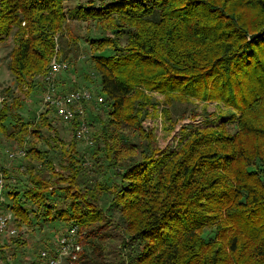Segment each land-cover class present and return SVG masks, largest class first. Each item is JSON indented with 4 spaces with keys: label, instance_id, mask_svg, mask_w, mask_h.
Masks as SVG:
<instances>
[{
    "label": "trees",
    "instance_id": "1",
    "mask_svg": "<svg viewBox=\"0 0 264 264\" xmlns=\"http://www.w3.org/2000/svg\"><path fill=\"white\" fill-rule=\"evenodd\" d=\"M101 2L90 0L71 10L63 7L62 0H0V39L12 35L15 41L7 53L14 87H4L0 95V133L18 147L6 151L24 154L13 158L8 154V160L0 154L2 161H9L6 169L0 168V177L7 182L1 195L10 200L6 206L12 212L8 228H29L27 234L33 225L39 228L68 213L49 200L54 161L33 142L47 137L42 128L49 127L46 118L52 109L44 105L35 122L38 128L23 121L20 109L23 98L34 89L40 87L42 95L46 92L47 77L54 83L52 60L64 62L79 55L78 40L67 22L93 20L105 34L88 39L89 47L110 45L106 33L126 35L128 45L123 53H91L98 77V91H91L101 95L103 102L83 104L85 118H93L88 120L94 128L88 132L95 145L91 158L98 160L102 151L107 164L99 161V171L100 167L113 170L122 183L103 184L85 175L82 186L87 198L97 199L104 192L111 195L110 205L118 210L121 228L140 236L144 230L146 238L157 241L158 247L140 251L130 262L264 264V0ZM73 89H58L57 94ZM144 90L162 93L165 103L172 97L215 101L236 114L216 127L222 133L210 137L203 135L206 128L198 129L171 159L168 153L160 154L163 160L156 168L158 153H152L149 144L152 133L141 124L150 104ZM78 121L75 115L68 126L70 150L59 152L66 180L73 183L80 182L76 180L81 171L91 170L75 147L85 142L76 136ZM212 146L216 149L204 150ZM137 147H146L147 155L123 166ZM23 174L33 189H14ZM86 205V209L76 201L70 205L78 241L85 239L81 241L85 248L72 264H104L105 229L111 221L102 208ZM206 227L214 228L208 241L201 235ZM158 231L164 232L162 238L155 236ZM29 241L23 232L12 236L4 232L0 264H42L39 252L48 246L38 244L33 256L21 249ZM20 254L26 256L22 263Z\"/></svg>",
    "mask_w": 264,
    "mask_h": 264
},
{
    "label": "rangeland",
    "instance_id": "2",
    "mask_svg": "<svg viewBox=\"0 0 264 264\" xmlns=\"http://www.w3.org/2000/svg\"><path fill=\"white\" fill-rule=\"evenodd\" d=\"M89 1L90 0H62V5L64 8L74 10L79 4L85 5ZM93 1L96 3H102L101 1L106 0ZM142 2L143 1H141V3ZM67 23L72 34L76 36L78 40L77 46L79 48V55L76 56V58L74 57L75 59L72 58L73 60L64 61L66 63L65 67H63L60 72L53 76V84L56 87L55 90L58 91V89H61L63 91L64 89L68 90L73 88H86L93 91H98V77L93 71L92 62L90 60V57L92 56L91 53L95 52L98 55H113L114 53H118V51L123 53L124 48H127L128 46L126 35L112 36L110 33H106L105 36L111 37L112 43L110 45L102 44L98 47V49L95 50L94 48L89 47L88 39L99 38L105 34L101 31V29H99L95 21L74 19ZM13 46H15V41L12 35H9V37L5 40L0 39V95H2L1 92L4 87L9 86L10 84L13 86V77L7 68V61L9 60L7 59V53L12 49ZM71 55L74 56L73 54ZM57 59L58 58L54 60L58 61ZM39 89L41 88L38 87L34 89L28 97L23 98L24 105L20 109V112L23 115V121L28 122L30 124V128H38V125H36L35 122L38 121V117L40 116L41 112L45 110L46 106H44L42 100L44 94L42 95V91ZM144 93L149 96L150 104L145 106L146 113L144 118L141 120V124L144 129H146L149 133H152V137L150 139L151 142L149 144L153 149L151 152L158 153V158L154 164L156 168L161 167L160 163L163 160V156L160 154L168 153L167 157H170L169 159H171L174 154L183 148L185 141L191 138V134L198 129L206 128V130H204V136L208 134L207 136L212 137L217 133H222L221 129L216 127L221 122L226 121L231 115L236 114V111H234L232 108L215 101H202L193 98L181 99L172 97L169 102L165 103L166 98L160 92L144 90ZM1 100L2 97H0V104ZM48 107L51 108V106ZM81 108L82 112L84 113L83 121L87 123L88 132H90V129L93 127H91L92 125H89L88 120L92 121L93 118H88V116L85 118V110L83 106H81ZM46 119L49 123V127L47 128L43 126L42 133L47 137H44V140H40L38 142L33 140V142L36 143L37 148H39L41 151H46L48 156L51 157L52 161H54L53 164L55 168L51 180L55 181V183L53 184V182H51L48 188L49 200L51 199L55 202L57 209H61L63 212L67 211L68 213L65 212L63 216L59 217V220L45 223L39 228L33 225L31 227L32 230H30V232L27 234H25V231H29V228L19 230V232H23L25 237L28 235L30 240L28 244H25V246L22 245L21 249H26V254L30 253L34 256L36 253L34 250L38 244L44 243L50 247L49 245L52 246V244H55L56 241L58 242L60 240L58 236L61 233H63V236L66 237L68 234H71L70 229L74 228L75 232H73V234L75 233V238L72 236V234L69 236L72 237L69 240L72 243L69 247V255H62V262L60 263L72 264V261L77 259L79 252L85 248H82L81 246V241L84 242L85 239L82 238L78 241L79 236L76 237L77 226L74 224L75 222L70 219V205L74 201L79 203L83 209L87 208V203L102 208L105 211L106 218L111 221V225L105 229L108 238L104 242V264H133V262H130V259L136 254L138 255L140 251H148L150 249L152 250L153 247H158V245L156 246V240H153V238H146L144 236L146 235L144 230H140L139 232L144 236L143 237L142 235L140 236L138 232H136L137 234L131 230L128 232L126 229L121 228V226L118 225V210L115 206L112 207L110 205L112 201L110 194L106 192L102 194L100 193L97 199L87 198L84 196L85 188L82 186V179H84L85 175L96 178L99 182L108 185L114 181H118L113 170L100 167L99 171V161H102V165H106L107 162L105 158L101 156L102 151L98 152V160L91 158V155L95 149V145L94 142L90 141V138H88L85 142L80 141L79 143H76L75 147L79 153L84 155L86 158L83 165L91 170L80 172L79 178L76 180L80 182L73 183L66 180L67 173L65 170H63L65 164L62 158L60 159L59 152L62 148L66 149L67 151L70 150L69 142L72 141V133L70 128L68 129L69 123H64L59 118H57L53 109L52 113H50ZM95 122L96 120L94 119L93 123ZM228 129H230V126H228ZM30 139H32V137ZM137 140L139 144L146 145L145 140ZM47 143H51L52 147L48 146ZM16 148L18 147L11 145V143L2 135V133H0V152H2L0 154L3 156V158L5 156V159L8 160V154L10 153L8 151H13ZM146 149V147H137L136 152H134L131 157H128V162L125 160L123 166L127 165L133 160H140L142 157L147 155L145 152ZM213 149H216V147L212 146L211 148H205L204 150L210 151ZM31 161L35 160L32 159ZM8 162L9 161L5 163L0 159V168L2 167L6 169L8 167ZM21 177V183L9 181V183H15L13 186H17L14 187V189H33L32 184L28 181L27 174H23ZM6 183L7 182L4 181V184ZM117 183L120 185L122 182L118 181ZM73 194L82 195V198L84 199H72L71 195ZM2 199L4 200L6 210L9 211L6 204H10V200L6 199V197L3 195ZM40 210H43V208H40ZM8 213L12 216V212ZM32 219V221H36L34 218ZM164 222L165 221H163L162 224H164ZM58 229L62 230L59 234H56ZM213 231V227H206L202 230L201 235L206 241H208L212 238ZM163 233L164 232L162 231H158L155 236L162 238ZM76 242L78 244H76ZM18 259L19 262L22 263L26 260V256L20 254Z\"/></svg>",
    "mask_w": 264,
    "mask_h": 264
},
{
    "label": "built area",
    "instance_id": "3",
    "mask_svg": "<svg viewBox=\"0 0 264 264\" xmlns=\"http://www.w3.org/2000/svg\"><path fill=\"white\" fill-rule=\"evenodd\" d=\"M65 62L52 60L50 64L51 73L56 75L59 71L65 67ZM47 79V90L43 95V103L44 105L51 106L57 118H59L64 123H70L75 115L79 117V128L76 131V136L81 139H88V125L85 121H83V115L81 106L87 102L94 103H102L103 97L101 95H95L90 89L86 88H77L73 89L70 92L59 95L55 90L53 82L49 77ZM18 152V151H17ZM24 155L23 152L19 151L17 154L9 153V158H13L15 155ZM2 173L0 172V176ZM4 186V179L0 177V236L7 232L9 235H17L19 232L17 227L8 228V223L12 216L8 213L5 208L4 200L2 199V188ZM71 234L74 237L73 232H75L74 228H71ZM71 234H68L66 237L61 233L58 238L60 240L47 249L41 250L39 252L40 259L42 260V264H45V260L47 259L46 264H60L62 262V255H69V247L71 246V242L69 241L72 237ZM76 233V237H77ZM75 238V237H74ZM76 240V239H75ZM76 244H78L76 242ZM52 252V254H50ZM52 255V257H49Z\"/></svg>",
    "mask_w": 264,
    "mask_h": 264
}]
</instances>
